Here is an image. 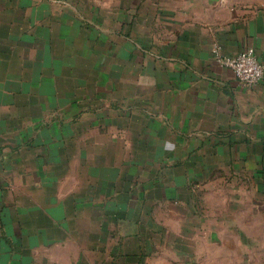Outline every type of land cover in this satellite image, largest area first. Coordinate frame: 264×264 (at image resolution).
<instances>
[{
    "label": "crops",
    "instance_id": "crops-1",
    "mask_svg": "<svg viewBox=\"0 0 264 264\" xmlns=\"http://www.w3.org/2000/svg\"><path fill=\"white\" fill-rule=\"evenodd\" d=\"M104 1L0 0V234L67 230V204L125 178L117 203L224 173L264 186V76L243 85L211 51L254 48L264 66V0ZM96 170L99 196L79 178Z\"/></svg>",
    "mask_w": 264,
    "mask_h": 264
},
{
    "label": "rangeland",
    "instance_id": "rangeland-1",
    "mask_svg": "<svg viewBox=\"0 0 264 264\" xmlns=\"http://www.w3.org/2000/svg\"><path fill=\"white\" fill-rule=\"evenodd\" d=\"M67 147L61 140V148ZM80 158L76 157L77 168ZM123 173L129 174L127 167ZM79 175L82 183H92V191L101 194L99 171ZM130 180L117 182L124 189L119 195L122 186L116 189L113 199L107 195L101 203L96 198L93 203L82 201L76 214L67 204L68 216L60 220L63 226L68 221L67 230L44 221L48 232L43 228L36 236L0 234V264H264L262 184L224 173L209 187L174 191L172 202L117 203L121 195H131ZM139 191L159 199L163 189ZM26 226L29 233L39 231L35 221Z\"/></svg>",
    "mask_w": 264,
    "mask_h": 264
},
{
    "label": "built area",
    "instance_id": "built-area-1",
    "mask_svg": "<svg viewBox=\"0 0 264 264\" xmlns=\"http://www.w3.org/2000/svg\"><path fill=\"white\" fill-rule=\"evenodd\" d=\"M216 64L230 68L240 83L248 87L257 85L264 76V66L260 62L254 48H247L235 55L224 52L220 43H214L211 48Z\"/></svg>",
    "mask_w": 264,
    "mask_h": 264
}]
</instances>
